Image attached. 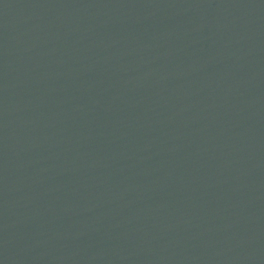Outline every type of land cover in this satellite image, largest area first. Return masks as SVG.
<instances>
[{
	"label": "water",
	"instance_id": "1",
	"mask_svg": "<svg viewBox=\"0 0 264 264\" xmlns=\"http://www.w3.org/2000/svg\"><path fill=\"white\" fill-rule=\"evenodd\" d=\"M0 264H264V0H0Z\"/></svg>",
	"mask_w": 264,
	"mask_h": 264
}]
</instances>
